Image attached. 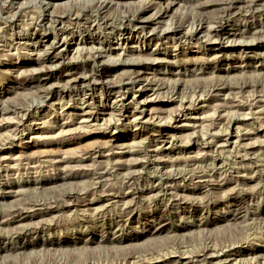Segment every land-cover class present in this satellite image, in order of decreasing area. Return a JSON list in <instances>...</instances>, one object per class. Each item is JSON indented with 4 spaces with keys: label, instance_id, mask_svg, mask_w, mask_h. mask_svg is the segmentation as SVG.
Masks as SVG:
<instances>
[{
    "label": "rangeland",
    "instance_id": "rangeland-1",
    "mask_svg": "<svg viewBox=\"0 0 264 264\" xmlns=\"http://www.w3.org/2000/svg\"><path fill=\"white\" fill-rule=\"evenodd\" d=\"M112 1L137 11L145 32L116 36L97 63L88 44L55 59L61 48L13 40L8 22L28 28L40 9L6 13L0 2V264H264V0ZM221 20L247 50L211 37ZM170 24L182 26L175 39ZM97 69L109 75L84 87L92 101L68 97L74 78ZM138 73L146 88L123 101L142 118L106 128L119 86ZM83 110L98 121L80 124Z\"/></svg>",
    "mask_w": 264,
    "mask_h": 264
},
{
    "label": "bare ground",
    "instance_id": "bare-ground-1",
    "mask_svg": "<svg viewBox=\"0 0 264 264\" xmlns=\"http://www.w3.org/2000/svg\"><path fill=\"white\" fill-rule=\"evenodd\" d=\"M259 1L260 0H256V1L254 0L252 2H255L256 3V2H259ZM0 2L2 3V4L0 3L2 5L1 7L6 11V13L9 12V11H11L13 8H15L14 7L15 5L19 6L20 8L22 6H28V5H35V6H38L39 7L40 13L35 18V20L33 21V23H31L29 25L28 28L22 29L23 26H22V28H20L19 25L15 26L13 24L14 22L13 23L8 22L9 25H7V24H6L7 26L5 25L6 26L5 31H8L9 30V31L15 32V34L13 36V40H26L25 42H33L35 40H38V42H40V41L41 42H44L43 50L46 51V53L50 52L54 48H61L60 49V52L57 53L54 56L55 59L58 58V57L60 58V56L63 57L64 56L63 52L66 51V50H70V48H73V47H74L73 50H75V51H84V50H86L85 45L88 44L90 46L87 48V51L90 53V55H91L92 60L94 61V63H97V59L101 60L100 58L106 57L107 49L105 48V45L107 43H109L111 40L116 39V36L119 37L120 39L122 38L123 43L124 44H127V43H129L133 39L134 36H138V35H141L142 36V34L145 32V27L143 25H140L138 23L137 24L134 23V21L137 19V17L135 16L136 13H137V11H136L135 14L131 13L130 12V9L129 8H126L128 6L127 3H124V4L120 5V3H118V2H115L114 3L112 0H65V3H63V6H64V8H63L64 10L63 11L64 12L62 14L59 12L61 15H55V16H53L54 14H52V12H49V11H50L51 7L54 5V3L57 2V0H0ZM6 3H8V4H6ZM86 3H93V4H95V6L97 8V11L96 12H98V15L97 16L92 17L90 14H88L89 12L86 13L84 11V9L81 8V6L82 5L83 6L86 5ZM235 3H236L235 1H233L231 3L229 2V4L225 8L221 9L222 12H223L222 13L223 14V17H225V18L227 17L228 18L230 15H232V13H233V11L235 9V7H234L235 6ZM113 4L119 10L124 8L121 11V17H120L119 20H114L113 18H110L107 15V11L109 10V8L111 7V5H113ZM120 6H122V7H120ZM18 10H19V8L16 10V12ZM70 10L71 11H74V12L73 13H70ZM262 11L263 10H261L260 12H262ZM248 13H249V10H248ZM13 14H15V13H13ZM6 17L8 18V16H6ZM13 19H15V18H13ZM222 19L224 20V18H222ZM223 20H221L220 22H218L216 24V26L210 27L209 30H210V33H211V37L213 36L215 38V40H221V41H223V40L226 41L227 40V42H235V43L236 42L237 43L239 42L240 43L239 44L240 45V49L241 50H247L246 49V45L248 43L243 40L244 37L243 36H240L239 38L236 39L237 36H236L235 32H228L226 29H224L223 22L225 20L224 21ZM173 24H170V25L166 26V28H165L164 31L169 33V37L170 38L175 39V37L179 36V34H180V28L182 26H181V24H179L176 27V26H173ZM100 27L103 28L104 32L98 33V29ZM200 27H201V24H199L198 27H196V28H192L190 32L186 33L185 37L186 38L187 37L191 38V37L195 36V34L199 33V28ZM15 30H17V31H15ZM0 31H1V29H0ZM240 35H242V34H240ZM76 38H78L77 41L75 40ZM239 40H243V41H239ZM74 42H79V44L74 43ZM79 45H81V47H79ZM256 47H260V46L257 45ZM118 61H115L113 59H109L108 58L106 64L107 65L116 66V65H118V64L121 63V62H118ZM102 65H103V62H102ZM108 75H109V72L106 71V69H102V70H98L97 69V70L91 71L87 75H82V76H78V77L74 78L72 80V83H74V84L72 85L73 87H71V91H68L67 90L68 91V97H71V94H74L75 93V95L80 96L82 98L81 101H83L84 103L87 102V100H85L87 96L92 101L93 100V95H91L90 92H89V94L86 93V90L84 89V87L89 86V85H91V86L92 85H97L98 83H104L103 80ZM145 82H149L148 78L145 80L144 78H142V76L140 75V73H138V74H136V76L134 78L129 79V81L126 84H121L119 86V91L120 92H118V93H122V94L119 95L120 99L118 98L119 100H118V102H114L115 104L112 102V105H114L113 106L114 111L116 112L115 113V116H117V118L114 119V120L113 119L112 120H108L107 121L108 123L106 125V128L111 127V126H114V125L116 126V124L120 120H124L125 119V120H129L131 123H134V122H137L139 119L142 118L143 111L140 112L139 115H137V114H135L137 107H135L132 112H129L128 111V108H127V106H126V104L124 103L123 100L126 99L125 92H127L129 90H133V89L142 91L144 88H146V86H144V83ZM91 91L93 92V90H91ZM51 93H49V95ZM42 97H44V96H42ZM132 98L134 100V97H132ZM189 109H190L189 106H187V107H185V106L183 107L182 106L181 113L183 114L186 111H188ZM97 121H98V116L97 115H95L93 113H90V112H86V111L83 110L82 111V114L80 115V122L79 123L80 124H87L88 125V124H90V122L96 123ZM65 124H67V123H65ZM92 125H94V124L92 123ZM158 127H159L158 134L160 135V134L163 133V130L161 129V127H162L161 124L160 125L158 124ZM155 136H157V135H155ZM149 163H151V162H149ZM174 166H176V165H172L171 167H174ZM175 171H177V170H175ZM165 172H167V171H165ZM182 172L184 173L183 170H182ZM177 173H175L176 174L175 176H178L179 175V171ZM181 175H184V174L181 173ZM164 176L166 177L167 183H169L170 181L175 180V179H173L175 177H174V174H172V173H169V172L168 173H165ZM192 178H193V176H192ZM126 179H127V182L130 183L131 185H133L135 183V181L137 180V178L135 176H133V175H129L128 177H126ZM152 196H154V195L152 194ZM41 204H44V203H41ZM47 204H48V202H47ZM21 211H23V210H21ZM12 216H14V215H12ZM204 259H206V258H204Z\"/></svg>",
    "mask_w": 264,
    "mask_h": 264
}]
</instances>
